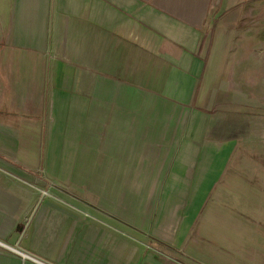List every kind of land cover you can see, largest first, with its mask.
Listing matches in <instances>:
<instances>
[{
    "label": "crops",
    "instance_id": "obj_1",
    "mask_svg": "<svg viewBox=\"0 0 264 264\" xmlns=\"http://www.w3.org/2000/svg\"><path fill=\"white\" fill-rule=\"evenodd\" d=\"M225 11L0 0V264H264L256 62Z\"/></svg>",
    "mask_w": 264,
    "mask_h": 264
},
{
    "label": "rangeland",
    "instance_id": "obj_2",
    "mask_svg": "<svg viewBox=\"0 0 264 264\" xmlns=\"http://www.w3.org/2000/svg\"><path fill=\"white\" fill-rule=\"evenodd\" d=\"M211 1L214 4V7H217L220 4V11L222 12H224L225 9L227 8H231L229 9V11L231 10L230 14L226 18L224 17L222 22L226 21L227 28L228 27L232 28L234 32L235 30H237L236 31L237 34H240L238 36L239 42L237 43L240 53L244 51L243 52L244 55L249 54V58H251V54H252L253 55L252 57L256 62L255 72H256V83L258 90L257 102L259 105V116L257 118L258 121L256 123H258V127H260L261 136L260 137L256 136L255 141L253 142L252 145L255 149L254 153L257 154L256 162L253 163L254 164L253 167L256 168L258 171L260 170L259 177L264 178V0H211ZM237 4L239 6L233 8V5H237ZM212 22H213V18L210 15L206 27L208 26L211 28ZM252 37L254 39H252ZM185 130L186 128H182L181 134L182 131ZM180 145L181 144L176 145L173 152L178 151ZM160 150H162V148H160ZM170 163L171 161L168 162L167 165L169 166ZM152 164H154V166H157L155 165L157 164L156 162ZM148 197L150 198L153 197L152 199L153 202L151 207L156 215V213L158 212L157 210L162 202L161 194L158 193L152 194L151 196ZM251 206H255V205H251ZM255 222L259 224L261 228L264 227V220L257 219L255 220ZM218 224L220 226H225V222L219 221ZM16 250H15L16 253L23 255V253H19Z\"/></svg>",
    "mask_w": 264,
    "mask_h": 264
},
{
    "label": "built area",
    "instance_id": "obj_3",
    "mask_svg": "<svg viewBox=\"0 0 264 264\" xmlns=\"http://www.w3.org/2000/svg\"><path fill=\"white\" fill-rule=\"evenodd\" d=\"M18 252H19V251H18ZM19 253H23V252H19ZM23 255H24V257H28V258L31 259V260H35V261L37 260V261H40V262L46 264L44 261L38 259L37 257H36V258H35V257L33 258V256L28 255V254H25V253H23Z\"/></svg>",
    "mask_w": 264,
    "mask_h": 264
},
{
    "label": "trees",
    "instance_id": "obj_4",
    "mask_svg": "<svg viewBox=\"0 0 264 264\" xmlns=\"http://www.w3.org/2000/svg\"><path fill=\"white\" fill-rule=\"evenodd\" d=\"M230 9H231V8H230ZM228 10H229V9H228ZM228 10H226V11H228ZM226 11H225V12H226ZM222 15H223V13L221 14V16H222ZM217 22H218V19H215L213 26L209 29V30H210L209 32L213 33V29L216 28V26H217Z\"/></svg>",
    "mask_w": 264,
    "mask_h": 264
},
{
    "label": "water",
    "instance_id": "obj_5",
    "mask_svg": "<svg viewBox=\"0 0 264 264\" xmlns=\"http://www.w3.org/2000/svg\"><path fill=\"white\" fill-rule=\"evenodd\" d=\"M17 251H19V250H17Z\"/></svg>",
    "mask_w": 264,
    "mask_h": 264
}]
</instances>
